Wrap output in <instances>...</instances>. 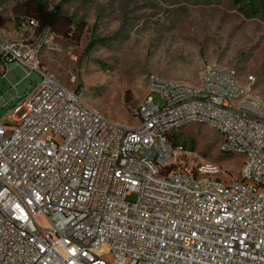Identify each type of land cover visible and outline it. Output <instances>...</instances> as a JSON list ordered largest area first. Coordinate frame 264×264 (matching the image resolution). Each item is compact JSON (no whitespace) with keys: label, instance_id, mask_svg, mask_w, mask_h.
I'll return each mask as SVG.
<instances>
[{"label":"built area","instance_id":"2783aa9c","mask_svg":"<svg viewBox=\"0 0 264 264\" xmlns=\"http://www.w3.org/2000/svg\"><path fill=\"white\" fill-rule=\"evenodd\" d=\"M55 36L26 17L14 38L0 33V80L9 62L32 83L41 77L0 120V264H264L255 78L218 63L197 84L151 75L139 123L126 125L44 67ZM191 123L210 124L221 151L244 156L238 178L171 168L182 146L169 135Z\"/></svg>","mask_w":264,"mask_h":264},{"label":"rangeland","instance_id":"374dc122","mask_svg":"<svg viewBox=\"0 0 264 264\" xmlns=\"http://www.w3.org/2000/svg\"><path fill=\"white\" fill-rule=\"evenodd\" d=\"M25 1L0 0L6 26H16ZM47 1L62 3L77 26L71 27L73 37L57 34V48L41 51L44 67L111 120L139 123L151 75L197 84L213 63L235 69L243 81L253 76L254 93L264 103V10L246 17L233 0ZM7 68L0 80V120L41 78L34 72L32 83L13 62ZM153 97L162 104L158 94ZM173 133L182 150L172 169L205 168L224 182L239 177L244 156L221 151L222 136L210 124L191 123Z\"/></svg>","mask_w":264,"mask_h":264},{"label":"trees","instance_id":"16d2710c","mask_svg":"<svg viewBox=\"0 0 264 264\" xmlns=\"http://www.w3.org/2000/svg\"><path fill=\"white\" fill-rule=\"evenodd\" d=\"M234 3L240 4V11H242L246 17H252L253 15L262 12L264 10V0H233ZM21 16L17 22L23 17L35 19L38 21L39 28H49L56 35L73 37L71 33V27L77 26L73 18L69 17L62 8V3H58L54 6H50L47 0H26L23 4ZM6 20L0 15V31L5 28ZM81 28H78L77 32L80 34ZM91 45V43H90ZM138 114V113H137ZM171 145L173 147L178 145L175 140L174 133L169 135Z\"/></svg>","mask_w":264,"mask_h":264},{"label":"crops","instance_id":"0c3cea01","mask_svg":"<svg viewBox=\"0 0 264 264\" xmlns=\"http://www.w3.org/2000/svg\"><path fill=\"white\" fill-rule=\"evenodd\" d=\"M0 33L6 38H14L17 34V24L14 28L11 26H6L0 31Z\"/></svg>","mask_w":264,"mask_h":264}]
</instances>
